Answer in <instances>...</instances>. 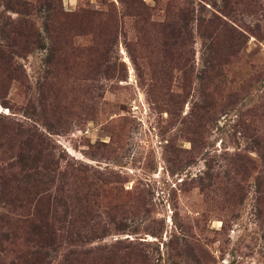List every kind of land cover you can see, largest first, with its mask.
<instances>
[{"label":"rangeland","instance_id":"obj_1","mask_svg":"<svg viewBox=\"0 0 264 264\" xmlns=\"http://www.w3.org/2000/svg\"><path fill=\"white\" fill-rule=\"evenodd\" d=\"M0 264H264V0H0Z\"/></svg>","mask_w":264,"mask_h":264},{"label":"trees","instance_id":"obj_2","mask_svg":"<svg viewBox=\"0 0 264 264\" xmlns=\"http://www.w3.org/2000/svg\"><path fill=\"white\" fill-rule=\"evenodd\" d=\"M5 8H8V7L5 6ZM76 236H77V235H76ZM77 237H78V236H77ZM73 252H74V251H73Z\"/></svg>","mask_w":264,"mask_h":264}]
</instances>
